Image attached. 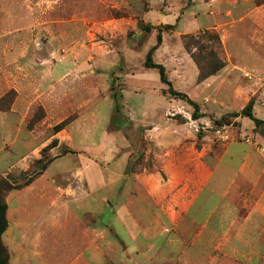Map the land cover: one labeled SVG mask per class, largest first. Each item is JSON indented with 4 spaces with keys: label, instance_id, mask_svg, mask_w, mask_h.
<instances>
[{
    "label": "rangeland",
    "instance_id": "1",
    "mask_svg": "<svg viewBox=\"0 0 264 264\" xmlns=\"http://www.w3.org/2000/svg\"><path fill=\"white\" fill-rule=\"evenodd\" d=\"M2 100L10 264H264V0H0Z\"/></svg>",
    "mask_w": 264,
    "mask_h": 264
},
{
    "label": "trees",
    "instance_id": "2",
    "mask_svg": "<svg viewBox=\"0 0 264 264\" xmlns=\"http://www.w3.org/2000/svg\"><path fill=\"white\" fill-rule=\"evenodd\" d=\"M145 29L149 31L151 28L149 26H146ZM192 39H193V44H191L192 46H190L188 43H185V46L190 51V53L192 52L191 48L196 50V52H193L191 54L195 62L197 63L200 71L199 80L203 81L208 77L213 76L224 67V63L219 55L221 42L218 35L215 34V32H208V31L205 34ZM152 53L153 50L150 51L147 56L145 67L148 69L158 70L160 74L161 82L169 86L170 94L175 98L187 100V102L191 106H193L194 112L192 114V117L194 120L201 118L202 114H200V108L198 104L188 99L187 95L181 92H177L176 90L171 88V83L167 78L165 67L163 65L156 64L153 62ZM3 101L4 100L0 101V111L3 110V107L1 105ZM229 116L232 118H238V117L249 118L251 121L254 122L256 129H258L260 133L264 135V121L255 116L252 102L240 113H233L230 114ZM65 123L66 122H63L55 126L54 130L56 132H60L63 129ZM13 189L14 188L10 183L0 178V264H10V256L7 247L4 245L3 242V235L8 229V220H7L8 204L6 202V196Z\"/></svg>",
    "mask_w": 264,
    "mask_h": 264
},
{
    "label": "crops",
    "instance_id": "3",
    "mask_svg": "<svg viewBox=\"0 0 264 264\" xmlns=\"http://www.w3.org/2000/svg\"><path fill=\"white\" fill-rule=\"evenodd\" d=\"M208 174H210V170L208 171ZM209 177L211 178V176L209 175ZM208 177V178H209ZM210 182V180L209 179H206V180H204L202 183V186H201V188H199L200 189V191H199V194H198V196L200 195V193H201V191H202V189L207 185V183H209ZM198 196H197V198H198ZM129 218V217H128ZM52 244V243H51ZM51 244L49 243V244H46L47 246L46 247H48V248H50L51 247ZM43 244H42V241H40L39 240V242L36 240V241H33V244L30 246V250H32V251H39L40 252V250H41V246H42ZM94 247L92 246V247H89L88 245H85L84 246V248H83V246H82V249H81V251H77V252H75L76 254H80L79 256H77V259L75 260L76 262L74 263V264H76V263H78L81 259H84V261H85V264H92V263H90V258H85V254L87 253V252H89V250L90 249H93ZM78 249V248H77ZM96 250H99L98 248L96 249ZM73 264V263H72Z\"/></svg>",
    "mask_w": 264,
    "mask_h": 264
}]
</instances>
